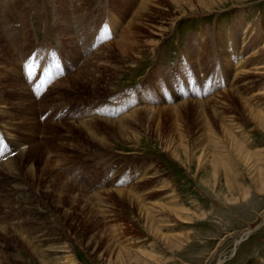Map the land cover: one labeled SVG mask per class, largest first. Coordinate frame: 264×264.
<instances>
[{"label": "rangeland", "instance_id": "374dc122", "mask_svg": "<svg viewBox=\"0 0 264 264\" xmlns=\"http://www.w3.org/2000/svg\"><path fill=\"white\" fill-rule=\"evenodd\" d=\"M180 1L17 0L24 28L0 8V264H264V0Z\"/></svg>", "mask_w": 264, "mask_h": 264}, {"label": "bare ground", "instance_id": "6f19581e", "mask_svg": "<svg viewBox=\"0 0 264 264\" xmlns=\"http://www.w3.org/2000/svg\"><path fill=\"white\" fill-rule=\"evenodd\" d=\"M21 1V0H20ZM27 1V0H26ZM63 1V0H62ZM148 1H150V0H146V3L144 2L142 5H140L141 7H140V9L141 10H143L144 8H146V4H147V2ZM180 1V0H179ZM17 2V0H7L6 1V3H4V6H8L9 8H11V9H13V13L14 14H16V16H17V19H19L21 22H22V27L24 28L25 27V22H26V19H25V15H24V13L19 9V8H17L16 6H15V3ZM181 2V1H180ZM62 4V3H61ZM66 4V3H65ZM182 4V3H181ZM24 5V4H23ZM3 6V7H4ZM63 6V5H62ZM67 6V5H66ZM2 7V5L0 4V8L2 9L3 8ZM19 7V6H18ZM63 8H64V6H63ZM5 9V8H4ZM140 11V10H139ZM137 12V11H136ZM135 12V13H136ZM141 12H144L145 13V11H141ZM140 12V13H141ZM134 13V14H135ZM140 13L138 12L137 13V15H136V17H134L133 16V18H132V20L131 21H129L128 23H127V27L129 28V27H132L133 25H135L136 24V22L138 23V22H140V20L141 19H139V17L141 18V16H140ZM18 15H22V16H20V17H18ZM143 15V14H142ZM145 17V16H144ZM144 20V19H143ZM19 21V22H20ZM142 21V20H141ZM20 25V24H19ZM12 27V26H11ZM9 28V27H8ZM7 28V29H8ZM21 28V27H20ZM22 28V29H23ZM127 29V28H126ZM12 30V29H11ZM128 30V29H127ZM21 31V30H20ZM19 31V33H21ZM130 31V30H129ZM17 33V32H16ZM23 33H25L24 31H23ZM29 33V32H28ZM28 33H26V36L28 37ZM153 34V33H152ZM162 34V33H161ZM154 35V34H153ZM156 35V34H155ZM25 37V36H24ZM23 40H25L24 38H23ZM27 41V40H26ZM157 42V41H156ZM19 43H21V42H19ZM25 43H27V42H25ZM17 45V44H16ZM23 44H21V46H22ZM24 47V46H23ZM9 54V53H8ZM238 71V70H237ZM244 71V69L242 68V70L239 72V74H243V73H246V72H243ZM4 102V101H3ZM2 103V102H1ZM245 103V102H244ZM196 105H199V107H201L200 106V104L199 103H197V102H194V101H189V102H183V103H181L180 105H178V106H176V107H171V108H169V109H171V113H173V115H172V117L171 118H174V119H176V120H181V114L183 113V112H186L185 110H187L188 109V107H190V106H196ZM203 106V105H202ZM246 106H248V105H246ZM197 107V106H196ZM149 109H151V119L153 120L152 121V123L153 122H155V121H159L162 117H163V112H164V110L165 109H156V108H149ZM154 110V111H153ZM168 110V109H167ZM170 111V110H169ZM188 111H189V109H188ZM1 113H3L2 111H1ZM202 114V113H201ZM206 114V113H205ZM137 115V114H136ZM135 115V112L133 113H131L127 118L125 117L124 119H122L121 121H119V123L120 124H123V122H126L125 124H128V123H130L131 122V120L132 121H135V122H138L139 120L137 119V116ZM128 118H130L131 120H129ZM257 118V117H256ZM259 118H260V120H261V122L260 123H264V111H262L261 113H259ZM148 119V118H147ZM151 119H148V120H151ZM130 121V122H129ZM159 124H160V121H159ZM109 125V124H108ZM129 125V124H128ZM127 125V126H128ZM222 126H224V127H222V130L223 131H225L224 133H227L229 136V138L231 139V142H232V144L234 145V146H236V152L237 151H239L240 149H242V147H243V145L241 144V141L240 140H242V138H240V133H234V131H233V129H230V128H227L225 125H224V123L222 124ZM107 127V126H106ZM158 129H159V126H158ZM180 129H178V131H179ZM182 131H179V133H178V135H176L175 137L173 136V137H170V139H165V141H163L164 143L162 144L163 146H162V148L164 149V152L165 153H169L171 156H173L174 158H176V159H178V153H177V144H180L181 146L180 147H182L183 146V148L185 149V151H189V149L191 148V141H190V139H189V135H188V133H186V132H184L186 129H181ZM205 130H206V132H207V134H206V136L207 135H209V139H210V143H211V145L209 146L210 148H211V150L213 149V153L212 154H214V159H213V161L215 162V164L217 163V159L218 158H220L221 157V155H220V152L218 151L219 149V144L220 143H217L218 142V140H220V139H217V138H215V136H216V134H215V132H214V130H213V127H212V124H211V122H209L208 120H207V123H206V128H205ZM6 132V131H5ZM128 133V132H127ZM239 134V135H238ZM6 135H8V134H6ZM123 135V134H122ZM226 136V135H225ZM0 137H1V135H0ZM229 138H227L228 140H229ZM226 139V138H225ZM227 139H226V141H227ZM215 141V142H214ZM226 141H224V142H226ZM14 143H16V142H14ZM214 143H216V146H214L213 144ZM226 143H228V141L226 142ZM229 145H230V143H228ZM228 144H226L227 146H228ZM26 144H24L23 146H22V148H24V149H22V150H25V146ZM193 146V145H192ZM208 146V145H207ZM205 147V146H204ZM207 148V147H206ZM235 148V147H234ZM195 149V148H194ZM21 150V151H22ZM233 150V149H232ZM191 151V150H190ZM189 151V152H190ZM193 151V150H192ZM207 151V150H206ZM209 151V150H208ZM204 152H205V150H204ZM209 152H212V151H209ZM206 153V152H205ZM204 153V154H205ZM189 154V153H188ZM187 154V155H188ZM23 158H25L26 159V152L24 151L23 152ZM202 155V154H201ZM22 157V156H21ZM206 157V156H205ZM25 161V160H24ZM23 162V161H22ZM219 164V163H218ZM2 165H4L8 170H9V172H8V174H6V176H4V177H6V180L9 178H11L12 179V181L14 180H16V175L17 174H20V172H21V168H22V166L24 165V164H19V166L18 167H15V165H14V163L11 161V160H9V161H7L5 164H2ZM17 166V165H16ZM3 168V167H2ZM23 169H24V167H23ZM27 171V170H26ZM135 188V187H134ZM153 194H154V192H153ZM117 195H119L121 198H122V196H124V197H126V199L127 200H129V201H131V202H136V204L142 209V211H144V213H148V212H151L152 211V213L153 212H155V213H157V214H160V213H162L161 215H160V219L159 220H157V222L159 221V222H163L164 223V221L165 220H167V222H168V220L169 219H172L173 218V220H174V218L175 217H177V216H180V214H179V209H175V208H178V207H172V208H169V211L167 212V211H165L164 210V207H163V204H161V203H159V202H154V203H144L145 202V200H147V196L144 198V196H142L141 198L140 197H136V196H134V195H131V194H129V193H123V192H121V191H117ZM154 198V197H153ZM133 205V204H132ZM181 213V212H180ZM143 215H145V214H143ZM143 217V216H142ZM150 218V216H148L147 214H146V219H145V221L147 220L148 221V219ZM156 217V216H155ZM176 219V218H175ZM150 220V219H149ZM170 222V221H169ZM162 224V223H161ZM148 225V224H147ZM157 231V230H156ZM158 233V232H157ZM251 232H249L248 234H247V236L250 234ZM44 234V233H43ZM155 236L157 237L158 235H156L155 234ZM162 236V235H161ZM175 236H177V235H175ZM156 237H154V238H156ZM174 237V236H173ZM172 239V238H171ZM174 239L175 240H173V241H177V242H181V240H179V239H181L180 237L178 238V237H174ZM43 240V239H42ZM159 240V239H158ZM44 241V240H43ZM157 241V240H156ZM160 241L162 242V243H165V244H168V242H172V240H170V238H165L164 236H163V238H161L160 237ZM160 242V243H161ZM42 243V242H41ZM43 244H45V243H43ZM173 244H174V246H175V242H173ZM159 245H162V244H159ZM169 245V244H168ZM42 246H44V245H42ZM168 247V246H167ZM171 247H173V246H171ZM170 247V248H171ZM59 249V248H58ZM57 249V247L56 248H51L50 250H49V252L50 253H53V254H55V253H57L58 250ZM46 251V250H45ZM164 251L165 252H170L169 250H167L166 248H164ZM65 252V251H64ZM121 252H122V250H121ZM124 252V251H123ZM126 252V251H125ZM50 257V256H49ZM160 260V259H159ZM71 262V264L73 263L74 264V259L72 260H70Z\"/></svg>", "mask_w": 264, "mask_h": 264}, {"label": "snow or ice", "instance_id": "6c2138e0", "mask_svg": "<svg viewBox=\"0 0 264 264\" xmlns=\"http://www.w3.org/2000/svg\"><path fill=\"white\" fill-rule=\"evenodd\" d=\"M25 67H26V71H27L29 78L33 77L35 70H36L34 59L30 58V60L26 63ZM37 87H39V85H37Z\"/></svg>", "mask_w": 264, "mask_h": 264}]
</instances>
